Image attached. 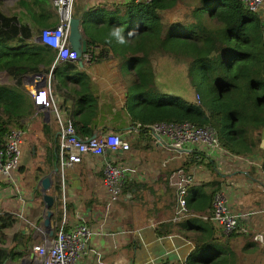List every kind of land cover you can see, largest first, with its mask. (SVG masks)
<instances>
[{
	"label": "crops",
	"instance_id": "obj_1",
	"mask_svg": "<svg viewBox=\"0 0 264 264\" xmlns=\"http://www.w3.org/2000/svg\"><path fill=\"white\" fill-rule=\"evenodd\" d=\"M9 1L11 12L8 15L14 14L25 21L34 12L31 8L19 5L20 0ZM49 1L55 13L50 24L56 25L57 14L51 0ZM130 1L132 0H76L72 14L80 21L79 29L86 41V49L89 43L81 27L83 16L88 17V28L97 32L111 18L121 19L122 14L126 13L124 4ZM181 3L166 11L176 10ZM186 12L187 9L184 8L183 13L167 20L174 22L183 18ZM34 35L38 40V33ZM98 36L97 40L100 42L105 39L99 34ZM91 45L97 52L112 55V58L89 64L77 61L71 65L54 58L47 74H25L24 86L29 91L32 83L42 85L49 75L52 92L61 113L73 121L77 135L82 139L91 138L100 132L121 135L130 143V150L117 151L116 162L135 167L137 171L126 181L118 201L107 210V191L102 182V157L90 153L83 155L81 162L64 169L61 178L56 163V120L49 109L33 105V112L23 122L31 129L29 143H36L39 147L44 143L43 155L36 169L25 170L19 164L15 173V180L26 194V199L18 201L13 196H6L7 194L0 199V208L13 211L17 218L11 228L3 230L5 238L0 246L9 247L13 235L23 231L30 234V248L24 255L28 259L32 258L29 254L31 247L41 240L35 227L39 226L44 207L39 179L50 174L53 183L47 193L54 196L53 226L57 227L64 218L67 227H71L77 223L78 214L85 218L93 231L89 252L81 259L80 264H185L195 246L193 238L198 237L200 232L194 226L185 232L162 234L159 231L166 223L177 225L187 220L192 221V218L210 221L202 218L209 213L208 210L196 211L190 207H187L185 217L178 221L172 220L173 187L167 182V177L179 169L190 171L193 155H175L148 135L128 133L136 122L124 107L129 85L120 77L113 52L105 49L99 42ZM53 52L56 55V51ZM77 73L85 76L79 81ZM1 77L6 76L1 74L0 79ZM130 80L132 84L133 78ZM84 95L88 96L86 102L82 99ZM179 96L188 100L183 95ZM21 129L24 135V126ZM167 158L173 160L164 167L162 162ZM259 162L260 156L256 151L246 155L236 154L222 145L221 150L214 151L208 160L198 165L188 190L187 201L198 197L199 192L206 194L212 188L215 191L222 188L231 209L243 214L239 219L242 231L226 237L221 236L210 221L215 227V238L227 244L230 257L236 264H264V172ZM191 225L195 224L192 222ZM20 258L9 260L6 264H19L17 261Z\"/></svg>",
	"mask_w": 264,
	"mask_h": 264
},
{
	"label": "trees",
	"instance_id": "obj_2",
	"mask_svg": "<svg viewBox=\"0 0 264 264\" xmlns=\"http://www.w3.org/2000/svg\"><path fill=\"white\" fill-rule=\"evenodd\" d=\"M180 2L183 0L150 3L132 0L124 4L128 20H108L101 28L106 29L108 36L101 42L97 40L98 31L88 28L85 15L81 27L89 44L101 43L135 71L124 105L133 121L143 124L190 121L210 125L221 146L236 154L258 152L264 172V6L251 12L238 0H198L194 11L189 13L186 8L183 18L169 22L163 11ZM18 4L34 11L25 21L14 14H5L0 8V75L9 79L7 83L0 82V148L6 134L12 128H22L24 119L34 109L31 94L24 86V75L47 74L55 58V50L33 36L45 27L55 26L50 24L55 17L50 1L20 0ZM160 53L187 64L199 103L157 87L152 59ZM98 56L104 58L101 52ZM84 76L77 73L79 81ZM82 99L86 102L88 96ZM214 192V188L206 194L199 192L198 197L191 199L195 203L188 200L187 207L209 212ZM190 220L177 225L166 223L159 231L185 232L194 226L200 232L193 238L195 246L185 264H236L227 244L215 238V227L210 221ZM16 221L13 214L0 215V242L5 238L3 230L11 228ZM56 231L54 225L52 237ZM29 248L30 234L18 231L9 247L0 246V264L19 259Z\"/></svg>",
	"mask_w": 264,
	"mask_h": 264
},
{
	"label": "built area",
	"instance_id": "obj_3",
	"mask_svg": "<svg viewBox=\"0 0 264 264\" xmlns=\"http://www.w3.org/2000/svg\"><path fill=\"white\" fill-rule=\"evenodd\" d=\"M134 1L150 3L152 0ZM238 1L251 12L260 11L264 6V0ZM51 2L57 14V23L53 27L41 29L38 40L56 51L55 60L62 63L80 61L85 64L102 60L99 59L98 50H95L91 44L80 56L69 44L68 36L74 0H51ZM102 55L104 58H112V55L109 54ZM29 92L33 104L49 109L56 120L58 126L56 163L57 172L61 178L64 169L81 162L83 155L90 153L102 157V182L107 191L105 206L108 210L121 197L126 181L137 171L135 167L116 162L115 153L129 151L130 143L114 132H100L88 139L80 138L76 133L73 121L65 118L61 113L52 92L49 75L42 85L32 83ZM23 133L21 128H12L5 136L4 146L0 148V199L5 194L15 197L18 201L26 199V194L15 180L20 157L18 145L22 141ZM128 133L148 135L154 142L173 151L175 155H193L190 171L179 169L167 177V182L173 187L172 220L182 219L188 213V190L194 180L198 165L208 160L214 151L222 149L215 129L210 125H197L190 121H156L145 124L136 121ZM107 151L109 155H107ZM172 160L173 158H167L162 162V165L167 167ZM4 213L14 214L13 211L0 208V215ZM242 216L243 214L236 213L231 209L225 191L220 188L213 194L211 210L202 218L210 220L217 227L219 234L226 237L242 231L239 224V219ZM76 218L77 223L71 227H67L65 219L62 218L57 226L56 234L52 238L47 237L40 226H36V232L41 240L31 247L33 258L28 259L27 255H24L25 264H80L81 259L89 252L93 231L83 216L77 214Z\"/></svg>",
	"mask_w": 264,
	"mask_h": 264
},
{
	"label": "rangeland",
	"instance_id": "obj_4",
	"mask_svg": "<svg viewBox=\"0 0 264 264\" xmlns=\"http://www.w3.org/2000/svg\"><path fill=\"white\" fill-rule=\"evenodd\" d=\"M10 4L11 2L9 0H0V8L5 14H9L11 12L9 9ZM181 4L172 12H164L165 19L171 20L175 16L180 15L184 12V8H187L189 13H191L194 11L195 6L198 5V0H183ZM73 5L75 7L76 0H74ZM121 17L123 18L121 19L123 21L128 20L127 13L122 14ZM98 34L104 38L108 36L106 29L98 30ZM116 62L120 77L122 80H125L126 85H131L130 79L135 78V71L128 68L127 63L122 58L116 57ZM152 65L154 67L155 83L161 91L178 96L183 95L184 98L191 102L199 101V99L197 100V92L191 85L186 63L177 62L172 56L160 53L152 60ZM0 82L7 83L8 81L6 77H1ZM204 98H206V96H204ZM23 126L25 134L22 136V141L24 142L19 147V164L23 165L25 170H32L33 168L36 169L43 155L42 148L44 147V143L41 147H39L36 143H34L35 146L31 145L29 143V133L31 132V129L26 123L25 125L23 124ZM238 149L242 150L239 146ZM23 176L24 175L22 174V177ZM17 262H19V260Z\"/></svg>",
	"mask_w": 264,
	"mask_h": 264
},
{
	"label": "water",
	"instance_id": "obj_5",
	"mask_svg": "<svg viewBox=\"0 0 264 264\" xmlns=\"http://www.w3.org/2000/svg\"><path fill=\"white\" fill-rule=\"evenodd\" d=\"M79 19L77 17L72 16L70 20V29L68 41L73 50H75L78 56L81 55L82 52L86 50V41L82 38L81 31L79 29ZM42 76V75H41ZM56 171V167L54 169ZM41 185L42 193V201L44 203V207L42 210L41 218L39 220V226L42 228L47 237H52L53 235V224H52V215H53V202L54 196L47 193L52 186V179L50 174H45L39 179ZM29 254L33 258V252L30 251ZM23 257L20 258L19 264H23Z\"/></svg>",
	"mask_w": 264,
	"mask_h": 264
}]
</instances>
